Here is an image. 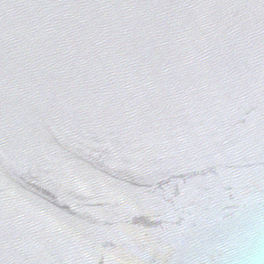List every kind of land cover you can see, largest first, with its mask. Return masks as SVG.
I'll list each match as a JSON object with an SVG mask.
<instances>
[{
    "label": "water",
    "instance_id": "water-1",
    "mask_svg": "<svg viewBox=\"0 0 264 264\" xmlns=\"http://www.w3.org/2000/svg\"><path fill=\"white\" fill-rule=\"evenodd\" d=\"M0 264H264V0H0Z\"/></svg>",
    "mask_w": 264,
    "mask_h": 264
}]
</instances>
